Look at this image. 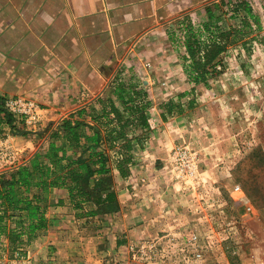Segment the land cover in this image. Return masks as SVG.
<instances>
[{
  "label": "crops",
  "instance_id": "obj_1",
  "mask_svg": "<svg viewBox=\"0 0 264 264\" xmlns=\"http://www.w3.org/2000/svg\"><path fill=\"white\" fill-rule=\"evenodd\" d=\"M223 1L0 0V96L7 99L24 95L35 99L42 108L40 121L35 124L40 127L39 130L50 122H59L99 96L112 94L114 87L111 84L115 79L123 78L141 87L144 85L149 92L153 101L150 109L152 136L146 148L137 150V161L128 177H122L116 168L113 170L122 203L125 192L123 183H127L129 178L138 186L142 183L140 178L145 181L137 192L139 197L131 205L135 210L130 211L131 226L136 227L134 231L148 229L153 232L155 226L165 223L170 212L164 211L168 208V202L163 196V186L169 189L178 187L173 175L167 171L169 149L174 145L175 137L182 135L176 124L181 123L179 117H170L169 113L168 119L162 116L165 109L157 103V93L161 87L158 88L156 84H159L158 80L166 79L163 66L168 67L172 60L181 62L183 55L180 52L174 56L172 47L181 49L180 32L193 27H188V23L197 25L196 31L202 34L207 24H217L221 16L223 21H232L230 15L240 0H225L222 9L213 10V17L210 13V6ZM246 1L254 14L264 15V0ZM238 23V26L242 25L240 18ZM207 36L208 33L205 34ZM145 64H151V67L145 68ZM159 66L164 71L159 70ZM156 68L159 72L155 71ZM225 72L222 78L226 77L227 82L234 78L233 71ZM198 87L206 94V86ZM231 92L230 89L228 93ZM235 96L231 97L233 101ZM212 99H220V95ZM203 105L198 108L194 136L201 138V148L207 153V174L217 181L221 177L220 168H225L226 175L233 168L232 153H224L223 158L222 147L233 138L228 129L231 127L230 121H235L233 113L245 106H232L231 110L230 105L225 107L220 102ZM20 120L18 117V123ZM3 138L17 148L24 160L32 158L46 141L36 132L14 135L5 115L0 114V139ZM220 158L224 159L220 161L221 166ZM146 185L148 190L145 193L152 198L147 202L140 198L142 194L145 195L142 190ZM130 198L133 201L134 196ZM60 199L64 203L59 205ZM70 206L68 189L53 187L43 204L49 219L48 227L39 230L35 240H41L47 234H56L53 228L62 217L58 212ZM122 208L125 209L124 203ZM121 212L111 213L110 217H118L116 214ZM120 218L126 220V217ZM21 220L29 221L27 211H10L4 221L7 231L1 234L2 240L8 241L9 232L12 228L20 227L18 224Z\"/></svg>",
  "mask_w": 264,
  "mask_h": 264
},
{
  "label": "rangeland",
  "instance_id": "obj_2",
  "mask_svg": "<svg viewBox=\"0 0 264 264\" xmlns=\"http://www.w3.org/2000/svg\"><path fill=\"white\" fill-rule=\"evenodd\" d=\"M242 16L241 13L237 18L231 17L234 23L223 21L221 16L216 23L224 29L232 25L241 27L238 20ZM257 16L260 26L252 21L251 33L223 55V61L217 65L220 73L210 74L208 83H195L190 79L187 67L190 60L186 57L188 30L180 32L183 50L172 47L174 56L180 52L183 55L181 62L172 60L168 67L163 66L165 71L158 67L164 71L166 79L156 84L161 87L157 103L162 107V103L173 100L183 108L181 111L176 108L170 114V117H179L181 124H176V128L182 135L175 137L169 149L167 173L173 175L180 189L163 186V196L168 202L164 211L170 212L165 223L155 226V232L134 231L130 211L135 210L131 205L139 197L137 192L145 181L140 178L142 183L138 186L129 178L123 183L125 209L121 208L122 212L116 214L119 218L110 217L111 213L77 215L95 208L94 203H87L82 209L70 206L58 212L62 217L53 228L56 234H47L29 244L24 241L15 249L10 239L2 240L0 264H264V15ZM190 25L195 30L198 28L193 22L188 23V27ZM196 32L203 37L208 33L206 30L203 35ZM147 66L151 64L145 68ZM225 71L234 72L229 84L226 77L222 78ZM200 85L207 87L206 94L202 93ZM142 88L145 89L144 85ZM218 95L220 99H212ZM210 102L230 105L231 110L245 106L232 112L235 121H230L228 129L233 138L222 147L223 158L226 153H232L233 168L227 175L225 168H220L221 177L217 181L207 174V153L201 148V138L194 136L198 108ZM25 125L29 129H40L38 125ZM151 136L150 130L144 148ZM184 155L198 161L195 176L178 175L180 167H184ZM222 160L220 158L219 163ZM147 190L146 185L142 191ZM130 196H134L133 201ZM140 198L145 202L152 199L146 193Z\"/></svg>",
  "mask_w": 264,
  "mask_h": 264
},
{
  "label": "trees",
  "instance_id": "obj_3",
  "mask_svg": "<svg viewBox=\"0 0 264 264\" xmlns=\"http://www.w3.org/2000/svg\"><path fill=\"white\" fill-rule=\"evenodd\" d=\"M225 4L224 0L210 6L212 17L213 10L222 9ZM243 12L241 27L232 25L224 29L219 24H207V37L189 28L186 57L190 60L187 67L192 81L208 83L210 74L220 73L217 65L223 61V55L251 33L252 21L260 26L258 16L246 0L235 4L231 17L237 18ZM111 86L114 87L112 94L99 96L41 130L27 128L23 119L19 121L20 126L18 117L5 106L6 98L0 96V114L5 115L15 135L36 132L46 138L32 158L0 174V243L1 234L7 231L4 221L10 211H27L29 220H21L20 227L9 232L8 239L14 249L24 241L31 243L39 230L48 227L43 204L53 187L68 189L69 202L75 209H82L87 203L96 205L77 213L79 216L121 210L113 170L116 168L124 178L131 174L136 152L145 147L149 138L153 101L146 89L126 79H115ZM161 105L165 109L164 119L176 108L183 109L181 103L177 106L173 100ZM62 203L63 199L58 200L59 205Z\"/></svg>",
  "mask_w": 264,
  "mask_h": 264
},
{
  "label": "built area",
  "instance_id": "obj_4",
  "mask_svg": "<svg viewBox=\"0 0 264 264\" xmlns=\"http://www.w3.org/2000/svg\"><path fill=\"white\" fill-rule=\"evenodd\" d=\"M5 106L15 115L21 116L27 125L33 126L40 121L42 108L40 104L31 97L16 95L7 98ZM182 160L184 162V167H180L178 175L182 177L195 176L198 172V161H196V158L190 159L184 155ZM23 161L24 159H21L17 148L13 146L7 138L0 139V174L18 166Z\"/></svg>",
  "mask_w": 264,
  "mask_h": 264
}]
</instances>
